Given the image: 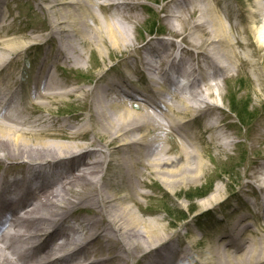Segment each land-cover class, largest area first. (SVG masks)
<instances>
[{
    "label": "bare ground",
    "instance_id": "6f19581e",
    "mask_svg": "<svg viewBox=\"0 0 264 264\" xmlns=\"http://www.w3.org/2000/svg\"><path fill=\"white\" fill-rule=\"evenodd\" d=\"M218 2L210 0L214 30L209 8L198 0H181L176 14L166 12L174 41L158 40L155 47L147 43L135 70L120 81L98 73L96 88H70L49 69L33 76L26 95L5 74L27 45L2 36L7 27L0 13V264H264V237L255 238L251 226H243L242 215L230 232L174 239L164 233L160 218L146 219L132 206L143 211L145 177L165 185L200 177L204 167L197 145L207 135L221 147L231 146L215 113L218 106L209 102L224 73L234 70ZM40 4L49 15L52 37L28 50L52 43L57 46L54 63L78 65L94 48L101 55L102 48L110 54H133L131 28L140 21L138 0ZM107 8L113 12L103 20L94 12ZM260 12L264 16V7ZM258 41L264 47V37ZM170 66L183 80L181 88H170L180 85L166 77ZM208 70L216 72L211 76ZM138 74L144 75L140 84H147L141 93L130 85ZM76 95L91 98L83 108L86 115L72 116L76 125L54 120L51 104ZM29 101L40 107L32 113L38 117L31 118ZM137 108L139 113H133ZM205 114L208 125L194 135L192 124ZM84 118L89 124L82 123ZM176 149L178 154L170 157ZM256 184L264 194V167ZM220 192L216 187L204 204L215 202Z\"/></svg>",
    "mask_w": 264,
    "mask_h": 264
},
{
    "label": "rangeland",
    "instance_id": "374dc122",
    "mask_svg": "<svg viewBox=\"0 0 264 264\" xmlns=\"http://www.w3.org/2000/svg\"><path fill=\"white\" fill-rule=\"evenodd\" d=\"M138 1L140 6L135 10L140 21L131 28L133 54L123 55L119 52L110 54L102 48L103 55H101L98 53L99 50L94 48L85 54L84 63L78 65L54 63L57 46L52 43L41 49L33 45L28 50V46L32 43L52 37L49 15L44 13V6L40 4L43 0H0V13L5 17L4 22L7 27L2 31V36L12 41L18 39L27 45L20 51L18 63L11 66L9 72L5 74L7 79L13 78L18 83L16 90L26 94L33 76L41 75L49 69L59 82L70 85V88H96L98 73L103 74L105 80L116 82L128 77V73L135 70L140 56L145 53L143 50L147 43L155 47L158 45V40L174 41L169 34L165 16L166 12L169 15L176 14V6L181 0ZM199 1L209 8L207 11L209 27L214 30L212 3L210 0ZM218 3L223 26L230 37L229 47L234 54V70L224 73L219 81V88L214 87L212 90L213 97L209 102L218 106L215 113L219 120H223V131L231 146L221 147L209 135L202 144L197 140L204 167L200 177H186L181 184H167L169 186L155 177H145L146 187L142 191L147 194V198L140 199L143 211L132 204L133 209L140 216L146 219L160 218L166 227L164 233L174 239L189 235L206 239L210 234H221L222 229H228L230 232L232 222L241 215L246 219L243 226H251V231L257 233L255 238L264 237V194L253 186L254 182L256 184L258 173L264 167V47H261L258 41L259 38L264 37V16L261 12L259 14V7H264V0H219ZM94 12L103 20V17L113 11L107 8L103 11L94 9ZM151 16L156 19L152 20ZM150 26L155 30L153 35L149 31ZM158 30H163L166 37H160ZM45 59L46 63L43 62ZM41 68L43 69L39 72ZM143 77L144 75L140 74L131 77L132 89L143 92L147 86L146 82L140 84ZM233 96L241 106L247 107L250 104L248 108L250 113L247 112V116L245 115L246 119L250 117L248 122L247 120L243 122L239 116L238 121L230 112L229 100ZM90 102L91 98L81 99L76 95L54 102L49 110L53 113L54 120L76 125L77 121L71 120V117L79 113L86 115L87 110L83 108L86 109ZM27 108L31 111V118L38 117V112L32 113L40 107L31 105L29 101ZM253 110L260 111V116L255 117ZM132 112L139 113V110L133 109ZM208 119V114L196 117V121L192 124V133L200 134V131L208 125L206 124ZM82 123L89 124L88 119L84 118ZM167 146L171 147L170 144ZM178 152L179 150L176 149L170 157L174 158ZM111 169L112 165L104 170L106 176L110 175ZM3 171L4 168L0 166V175ZM210 186L213 190L208 196L214 193L216 187L221 188L215 202L204 204L208 197L190 200L198 189L209 190ZM192 208L196 211L193 215ZM145 211L148 214H145ZM182 213L187 216L184 221L179 220L183 217Z\"/></svg>",
    "mask_w": 264,
    "mask_h": 264
},
{
    "label": "trees",
    "instance_id": "16d2710c",
    "mask_svg": "<svg viewBox=\"0 0 264 264\" xmlns=\"http://www.w3.org/2000/svg\"><path fill=\"white\" fill-rule=\"evenodd\" d=\"M232 107H233V112L237 113V115L239 116V118L241 120H243V121L246 120L245 114L247 113L246 111H247V109L249 107L248 105H247V107L243 106L242 109H239V107L237 106V104L233 103L232 104ZM210 191H211V188L207 192L197 194V196L192 197L191 200L194 201L196 198L198 199V198L206 197L210 193Z\"/></svg>",
    "mask_w": 264,
    "mask_h": 264
}]
</instances>
